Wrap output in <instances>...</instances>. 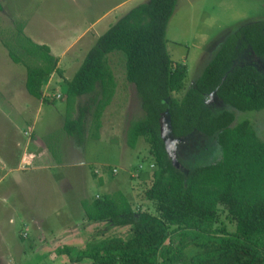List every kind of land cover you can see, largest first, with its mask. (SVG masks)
Masks as SVG:
<instances>
[{"label": "trees", "instance_id": "obj_1", "mask_svg": "<svg viewBox=\"0 0 264 264\" xmlns=\"http://www.w3.org/2000/svg\"><path fill=\"white\" fill-rule=\"evenodd\" d=\"M176 2L146 0L119 16L89 49L73 77L65 81L64 131L78 142L86 137L98 140L103 112L117 87L108 56L121 54L125 79L134 87L142 111L128 127L127 144L134 148L143 137L154 165L151 183L143 192L153 212L135 209L122 190L82 200L86 221L129 226L131 235L92 241L77 251L75 261L264 264V140L248 120L237 123L233 111L264 110V71L238 61L247 50L264 58V19L233 32L194 86L185 90L187 66L172 60L166 49V26ZM4 46L10 60L25 68L26 92L45 100V81L62 73L49 46L25 35L22 24ZM81 97L87 102L78 106L75 103ZM92 107L87 130L86 116ZM163 115H167L172 138L209 140L218 149L219 159L186 171L177 167L162 135ZM222 215L233 226L231 231L217 226ZM70 251L63 247L56 253L69 255Z\"/></svg>", "mask_w": 264, "mask_h": 264}, {"label": "rangeland", "instance_id": "obj_2", "mask_svg": "<svg viewBox=\"0 0 264 264\" xmlns=\"http://www.w3.org/2000/svg\"><path fill=\"white\" fill-rule=\"evenodd\" d=\"M144 1L0 0L1 264H90L75 261L77 251L92 241L130 237L129 226L86 221L83 199L111 194L124 186L127 191H122L135 209L153 212V205L143 196L154 166L149 145L140 137L136 147L131 148L126 140L130 123L141 117L142 111L134 87L125 79V59L121 54L108 56L117 87L103 112L99 139L86 137L83 147H79L63 129L65 81L73 77L79 66L80 50H87L94 43L92 31L77 39L74 29L83 30L90 20L109 11L91 26L101 35L119 16ZM79 4L88 6V12L79 14ZM261 19L264 0H177L166 26V49L172 60L187 66L185 90L195 83L233 32ZM18 24L34 42L48 45L58 59L62 73H54L45 81V100L28 95L25 68L10 60L4 46L13 40ZM238 61L252 63L264 71V58L255 57L249 50ZM173 95L180 97L181 93ZM86 102L87 98L82 97L75 104ZM233 111L237 123L248 120L264 140V110ZM92 112L93 107L86 116L87 130ZM72 115L76 117L75 110ZM166 121L167 115H163L162 135L177 167L186 171L219 159L218 149L209 140L197 141L193 136L189 140L172 138ZM202 149L206 150L201 152ZM81 157L86 163L78 162ZM217 226L233 229L225 215ZM63 247L71 249L69 255L56 253Z\"/></svg>", "mask_w": 264, "mask_h": 264}, {"label": "crops", "instance_id": "obj_3", "mask_svg": "<svg viewBox=\"0 0 264 264\" xmlns=\"http://www.w3.org/2000/svg\"><path fill=\"white\" fill-rule=\"evenodd\" d=\"M129 1V0H128ZM145 2V1H144ZM84 4H79V14H82L83 12L84 13H86V12H88L85 8L86 7H88V6H83ZM109 11H107V12H105V13H103L102 15H100L101 17H97L96 19H93V20H90V24L86 27V28H84L83 30L82 29H74V32L77 34L75 37L77 38V39H80V38H82L83 36H85V34L86 33H88V32H90V31H92V33H94V35H92L91 34V36H92V38L94 39V43H92V45L87 49V50H80V53H81V55H82V58H81V60H80V62H79V66H80V64H81V62L83 61V59H84V57H85V55L87 54V52L89 51V49L95 44V42L97 41V39L109 28V26L110 25H112L113 23H111L109 26H108V28L100 35H98V31H96L95 29H93V27H91V26H94L95 24H97V23H99L103 18H105L108 14H110L111 12H109ZM78 30H80V32L81 33H79L78 34ZM29 37V36H28ZM74 37V38H75ZM38 44H40V43H38ZM51 51V53H52V50H50ZM62 52H66V51H69V50H61ZM53 54V53H52ZM54 55V54H53ZM55 56V55H54ZM78 66V67H79ZM78 67H77V69H78ZM76 72V71H75ZM192 86H194V84L192 85ZM191 86V87H192ZM65 94V93H64ZM29 95V94H28ZM61 95V94H60ZM33 98V97H32ZM82 98V97H81ZM35 99V98H34ZM79 99V98H78ZM35 100H37V99H35ZM163 128V127H162ZM101 129V128H100ZM72 141H73V143L76 145V146H79V147H83V145H84V143H85V139L83 140V142H78L75 138L74 139H72V138H70ZM74 144H72V146L73 147H75L76 148V146L74 145ZM76 149H79V148H76ZM77 162V161H76ZM78 162L79 163H86V159L85 158H83V157H81V159H79L78 160ZM101 183V182H100ZM127 188L126 187H120V190H126ZM127 191V190H126ZM125 194H126V192H124ZM128 193V192H127ZM83 200H88V199H83ZM90 200V199H89ZM82 202V201H81ZM0 244H1V242H0ZM2 253L3 252H1L0 251V264H1V259H2Z\"/></svg>", "mask_w": 264, "mask_h": 264}]
</instances>
